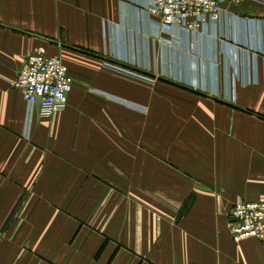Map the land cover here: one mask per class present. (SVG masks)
<instances>
[{
  "label": "crops",
  "instance_id": "crops-1",
  "mask_svg": "<svg viewBox=\"0 0 264 264\" xmlns=\"http://www.w3.org/2000/svg\"><path fill=\"white\" fill-rule=\"evenodd\" d=\"M147 1L0 0V264H264L230 217L264 200V5L164 41ZM38 49L50 116L13 85Z\"/></svg>",
  "mask_w": 264,
  "mask_h": 264
},
{
  "label": "built area",
  "instance_id": "built-area-1",
  "mask_svg": "<svg viewBox=\"0 0 264 264\" xmlns=\"http://www.w3.org/2000/svg\"><path fill=\"white\" fill-rule=\"evenodd\" d=\"M244 1L264 5V0H148L146 11L156 18L161 34L159 37L165 41V35L173 34L174 29L196 35L207 25L221 27L224 16L228 13L224 5L236 6ZM107 64L120 72L135 74L117 65ZM135 76L150 80L140 74ZM13 85L20 91L30 110L39 98L40 113L50 116L66 106L72 89V77L59 57L48 56L42 49H38L26 56ZM230 217L234 243L247 238H255L264 243V200L238 199L231 207ZM1 238L0 233V240Z\"/></svg>",
  "mask_w": 264,
  "mask_h": 264
},
{
  "label": "water",
  "instance_id": "water-1",
  "mask_svg": "<svg viewBox=\"0 0 264 264\" xmlns=\"http://www.w3.org/2000/svg\"><path fill=\"white\" fill-rule=\"evenodd\" d=\"M39 102H40V99L38 98V100H37V105H39Z\"/></svg>",
  "mask_w": 264,
  "mask_h": 264
}]
</instances>
